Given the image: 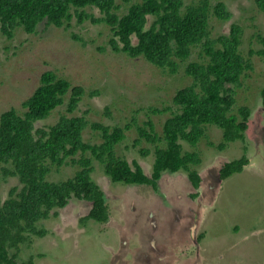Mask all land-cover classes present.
Here are the masks:
<instances>
[{
	"label": "rangeland",
	"instance_id": "obj_1",
	"mask_svg": "<svg viewBox=\"0 0 264 264\" xmlns=\"http://www.w3.org/2000/svg\"><path fill=\"white\" fill-rule=\"evenodd\" d=\"M183 1L186 7L197 0ZM217 2L225 4L231 18L223 22L210 14L209 38L217 39L227 35L232 25L239 26V54L250 65L240 85L229 87L235 99L232 113L237 114L240 107L250 110L244 142L229 143L218 151L222 131L207 126L205 137L195 147L182 143L183 153L195 152L201 159L192 167L200 177L197 189L182 171L162 174L155 189L112 184L93 161L91 178L103 193L107 221H87L81 226L79 220L87 216L90 203L71 199L56 210L57 216L51 212L49 218L36 224L45 235H30V244L20 245L18 264L28 260L32 264H264V56L256 54L262 49L258 36H264V13L254 0H211V5ZM128 7L122 5L119 14ZM88 11L98 16L96 11ZM111 37L104 25H77L75 20L68 29L40 24L35 34L18 28L11 40L0 33V115L10 109L24 112L22 103L39 86L40 76L53 72L71 87H81L85 94L73 113H68L71 94L66 95L63 105L35 127L54 125L61 116L83 117L88 127L82 139L92 145L101 139L90 124H129L131 129L114 152L136 162L150 177L154 147L144 141L134 146L136 128L150 120L156 134L161 135L164 121L175 110V93L191 85L186 66L202 62L204 54L201 46L192 48L185 62L176 60V73H170L141 57L113 53L108 46ZM92 93L97 95L91 97ZM168 108L170 111L162 114L151 113ZM142 149L150 154L142 157ZM243 156L248 164L242 172L220 180L223 166ZM78 170L71 165L53 168L46 180L63 182ZM15 186H19L16 179L1 181L0 200L4 201Z\"/></svg>",
	"mask_w": 264,
	"mask_h": 264
},
{
	"label": "trees",
	"instance_id": "obj_2",
	"mask_svg": "<svg viewBox=\"0 0 264 264\" xmlns=\"http://www.w3.org/2000/svg\"><path fill=\"white\" fill-rule=\"evenodd\" d=\"M0 0V33L11 40L16 29L35 34L38 26L68 29L72 20L77 25L89 22L109 28L112 37L108 46L113 53H122L131 59L143 58L147 63L176 73L177 63L185 62L194 47L201 46L204 54L200 63H189L185 75L191 85L178 90L172 104L175 110L157 135L148 120L137 127L134 146L142 141L152 145L153 163L150 177L134 161L117 157L114 149L125 139L131 125L109 127L92 123L90 128L99 134L101 142L88 144L82 139L88 127L83 117L61 116L46 128H36L37 122L47 119L66 95L71 94L68 113L76 110L85 94L81 87L58 78L53 72L40 76L39 86L22 103L24 112L10 109L0 115V183L11 178L19 186L12 187L4 201L0 200V264H18L20 245L30 244V235L42 238L45 231L36 224L57 216L71 199L90 203L80 225L92 221L103 224L108 219L107 205L99 186L92 180L93 161L112 184L122 186H150L164 173L185 172L197 189L200 177L192 167L201 163L195 152H182V143L195 147L205 137L207 126L222 131L218 151L229 143L245 140L250 110L240 107L233 114L235 99L229 87L239 86L250 65L239 54L241 28L232 25L227 35L209 38V15L227 22L230 12L222 2L211 5V0H197L184 6L183 0ZM118 2H121L118 4ZM256 8L264 13V0H254ZM129 7L120 15L122 5ZM88 10L98 13L95 16ZM151 20V21H150ZM73 39L77 40L76 37ZM264 56V36H258ZM104 51V49H99ZM92 93L90 96H96ZM264 105V89L261 91ZM170 111L151 110L152 114ZM212 146V144H209ZM142 157L150 151L140 150ZM78 156V157H77ZM248 164L245 156L226 163L219 172L220 180L241 173ZM78 166L75 175L63 182H48L46 177L53 168ZM13 253H10V252ZM32 264V260L27 263Z\"/></svg>",
	"mask_w": 264,
	"mask_h": 264
},
{
	"label": "flooded vegetation",
	"instance_id": "obj_3",
	"mask_svg": "<svg viewBox=\"0 0 264 264\" xmlns=\"http://www.w3.org/2000/svg\"><path fill=\"white\" fill-rule=\"evenodd\" d=\"M151 246V245H150ZM153 246V245H152Z\"/></svg>",
	"mask_w": 264,
	"mask_h": 264
}]
</instances>
